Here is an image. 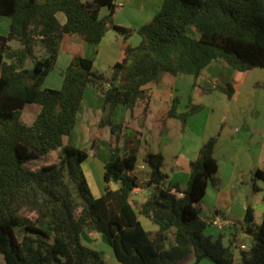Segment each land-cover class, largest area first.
Wrapping results in <instances>:
<instances>
[{
	"label": "trees",
	"instance_id": "trees-1",
	"mask_svg": "<svg viewBox=\"0 0 264 264\" xmlns=\"http://www.w3.org/2000/svg\"><path fill=\"white\" fill-rule=\"evenodd\" d=\"M117 2L0 0V17L8 20L6 33L0 34V255L4 264H106L100 252L82 243L83 230L102 234L119 264H177L191 255L195 264L203 258L217 264H264V211L255 224L247 209L244 232L250 236V246L239 247L236 259L220 239L204 233L198 203L217 171L213 150L218 134L202 144L189 164L186 189L177 195L165 185L160 153L145 152L146 181L134 174L140 134L110 119L116 105L133 109L141 104L146 112L151 99L147 84L177 74L196 78L213 60L237 71L264 69V0H162L159 10L137 30L113 23ZM102 8L108 10L104 16ZM58 13L64 15L63 23ZM109 27L125 45L122 62L115 63L108 76L94 69L91 59L69 51L60 88L43 87L66 35L95 45ZM134 32L140 41L131 46L126 40ZM86 88L96 90L109 105L99 126L109 128L110 146L118 145L115 158L104 165L99 197L92 195L82 170L87 153L64 143L75 126ZM206 90L223 92L229 100L234 91L223 82ZM178 103V97L171 99L166 116L182 123L203 109L202 104L189 101L186 110L178 112ZM29 105L36 112L26 123L22 112ZM52 151H57L56 161L35 170L26 166ZM255 177L264 180V172L256 170ZM142 188L149 194L136 203L131 194ZM138 215L157 230L146 231Z\"/></svg>",
	"mask_w": 264,
	"mask_h": 264
},
{
	"label": "crops",
	"instance_id": "crops-1",
	"mask_svg": "<svg viewBox=\"0 0 264 264\" xmlns=\"http://www.w3.org/2000/svg\"><path fill=\"white\" fill-rule=\"evenodd\" d=\"M121 1L117 2L113 23L134 30L147 23L159 10L162 2L124 0V3H120ZM107 12V8H102L100 15L104 16ZM57 17L61 23L65 21L62 13H58ZM2 19L0 17L3 23L0 30L4 32V28L7 31L8 20ZM139 41V35L134 32L126 43L135 46ZM124 45L122 36L110 27L102 40L95 45L74 35H66L56 64L45 77L43 87L60 88L61 70L70 61L69 51H76L91 59L93 68L108 76L111 67L122 62ZM215 82L230 83L234 89L232 99H227L223 92L206 90L212 88ZM145 89L151 97L146 112H143L141 104L133 109L116 105L110 112L111 121L123 123L128 130L140 134L141 146L137 160L139 157L143 160L146 151L160 153L164 158L163 172L167 175L165 185L177 195H182L189 179L190 162L197 158L202 144L210 136L218 134L213 150L217 171L214 181L208 183L205 195L198 203L200 217L206 224L204 233L213 240L220 239L224 246L225 241L238 239L239 234H242L249 244L250 236L244 232L247 209L252 211L255 224L260 222L264 211V180L255 177L256 170L264 172V69L237 71L217 59L208 64L196 78L187 74L165 76L161 82L147 84ZM174 97L179 99L178 112L185 111L189 101L202 104L203 109L188 117L185 123L167 117L170 101ZM109 109V105L104 104L96 90L86 88L75 126L64 138L65 144L74 147L82 145L80 149L87 153L82 170L94 197L103 193L102 175L105 163L113 160L118 153V145L110 146L109 128L99 126ZM95 124L103 140L85 137L87 129L92 132ZM99 142H102L101 149ZM146 170L144 163L137 164L134 174L140 180L146 181L149 177V171ZM111 185L116 187L113 183ZM148 194V190L144 188L136 189L131 198L136 203H141ZM216 214L233 220V225L218 230L210 223V219ZM140 217L138 215V220L146 231L157 230V227L143 223ZM81 241L100 252L106 264H119L112 247L102 234L83 230ZM177 264H195V258L191 255ZM197 264L216 263L203 258Z\"/></svg>",
	"mask_w": 264,
	"mask_h": 264
},
{
	"label": "rangeland",
	"instance_id": "rangeland-1",
	"mask_svg": "<svg viewBox=\"0 0 264 264\" xmlns=\"http://www.w3.org/2000/svg\"><path fill=\"white\" fill-rule=\"evenodd\" d=\"M119 1H121V0H119ZM125 1L124 0H122L120 3H124ZM2 20H7L6 18L4 19H2ZM3 25V23H1V21H0V29H1V26ZM6 28H4V32H3V30H0V34H5L6 33ZM191 33V35H193V36H197V34L195 33V32H190ZM16 44H12V46H15ZM56 64V63H55ZM228 66V65H227ZM229 68H231L230 66H228ZM195 96H198V95H195ZM35 112H36V108L34 107V106H32V105H29V106H26L25 108H24V110H23V112H22V120L24 121V122H26V123H29V122H31L32 121V119H33V117H34V115H35ZM99 131L100 130H98L97 131V124H95V126H94V129H93V131L91 132L89 129H87V131H86V133H85V137H89V136H91V139H93L94 137H97V140L99 139V140H103V138H102V135H100L99 136ZM82 146V145H81ZM81 146H79L78 148H80ZM98 146H99V148L101 149L102 148V142H99L98 143ZM83 147V146H82ZM56 157H57V151H52L50 154H48V155H45V156H43V157H41V158H39V159H37V160H34V161H31V162H29V163H27L26 164V166L28 167V168H30V169H33V170H35V169H38L39 167H41L42 165H45V164H49V163H51V162H54V161H56ZM141 157H139V159L137 160V163H136V166H137V164L139 165V164H141V163H143V160L141 159ZM145 165V164H144ZM145 168L147 169L146 171H149V169H148V167L145 165ZM141 219H142V221H143V223H147V224H149V225H153L154 227H156V225L155 224H153L149 219H147V218H145L144 216H141L140 217ZM146 224V225H147ZM148 226V225H147ZM19 232V234L18 235H20V231H18ZM241 242H244V243H248V239L245 237V236H243L242 234H239V238L237 239V240H235V241H233L232 243H230L229 244V242L227 241H225V246H228L229 247V249H230V251L232 252V254H233V256H234V258L236 259V257H237V255H238V252H239V244L241 243ZM0 264H4V262H3V258H2V256L0 255Z\"/></svg>",
	"mask_w": 264,
	"mask_h": 264
},
{
	"label": "built area",
	"instance_id": "built-area-1",
	"mask_svg": "<svg viewBox=\"0 0 264 264\" xmlns=\"http://www.w3.org/2000/svg\"><path fill=\"white\" fill-rule=\"evenodd\" d=\"M210 223L216 227L218 230H223L226 227H230L233 225V220L226 218L220 214H216L210 219ZM250 246V243H241L239 244L240 249L247 250Z\"/></svg>",
	"mask_w": 264,
	"mask_h": 264
},
{
	"label": "water",
	"instance_id": "water-1",
	"mask_svg": "<svg viewBox=\"0 0 264 264\" xmlns=\"http://www.w3.org/2000/svg\"><path fill=\"white\" fill-rule=\"evenodd\" d=\"M217 264V263H216Z\"/></svg>",
	"mask_w": 264,
	"mask_h": 264
}]
</instances>
